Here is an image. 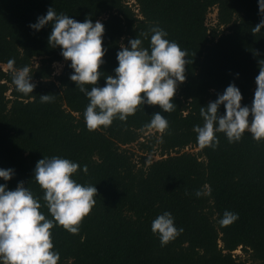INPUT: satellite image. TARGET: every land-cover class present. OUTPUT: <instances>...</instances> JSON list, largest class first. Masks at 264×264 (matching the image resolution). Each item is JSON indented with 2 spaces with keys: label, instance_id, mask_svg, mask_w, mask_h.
I'll list each match as a JSON object with an SVG mask.
<instances>
[{
  "label": "trees",
  "instance_id": "trees-1",
  "mask_svg": "<svg viewBox=\"0 0 264 264\" xmlns=\"http://www.w3.org/2000/svg\"><path fill=\"white\" fill-rule=\"evenodd\" d=\"M49 7L81 22L90 18L104 24L106 52L97 86L115 75L121 44L148 32V38L140 36L148 47L154 24L186 50L185 80L173 97L176 107L162 113L168 120L164 132L145 127L161 111L147 104L126 121L86 128L88 99L70 80V62L60 48L48 44L51 26L29 27ZM214 8L216 24L208 26ZM260 19L258 0H0V168L14 170L8 188L22 181L39 198L40 211L52 218L33 179L43 156L77 162L81 167L73 178L97 188L96 203L77 234L53 227L58 264H264V140L245 132L239 142L229 143L217 133L215 149L201 148L193 131L203 124L200 107L230 83L240 89L242 106L251 105L258 64L264 60V29L252 31ZM10 58L15 68L30 66L36 84L32 94L16 90L12 70L2 67ZM56 62L65 64L59 74ZM42 94L54 95L53 101L41 103ZM224 112L221 105L219 113ZM134 143L143 153L136 162L123 148ZM192 146L199 150H186ZM225 210L238 214L227 226L219 222ZM164 211L183 231L162 247L151 223ZM238 249L244 257L234 253Z\"/></svg>",
  "mask_w": 264,
  "mask_h": 264
},
{
  "label": "clouds",
  "instance_id": "clouds-1",
  "mask_svg": "<svg viewBox=\"0 0 264 264\" xmlns=\"http://www.w3.org/2000/svg\"><path fill=\"white\" fill-rule=\"evenodd\" d=\"M258 8L261 19L252 28L253 32L264 29V0H258ZM48 25L51 26L48 44L60 48V55L70 62V80L88 99L83 115L89 131L106 128L114 119L126 121L138 106L145 104L161 109L152 114L145 127L160 132L168 128V120L162 113L176 107L173 97L178 85L185 80L188 60L186 50L167 39L168 33L163 28L154 24L149 29L148 47L142 46L140 38H148V32L129 39L127 46L121 44L116 54L115 75H107L104 86H97L106 52L102 46L104 24L90 18L81 22L49 7L46 14L38 16L29 27L39 31ZM7 65L13 72L12 83L16 90L24 95L32 94L36 84L32 82L30 66L15 68V60L11 58ZM258 66L250 106H242L240 89L230 83L214 101L200 107L203 124L194 125L193 131L201 148L215 149L219 144L217 133H223L229 143L239 142L245 132L257 142L264 140V60H260ZM39 97L41 103L54 99L52 94ZM221 105L225 109L223 115L219 113ZM80 167L77 162L60 156H43L37 161L33 179L43 191V200L52 218L40 211L39 198L22 181L10 190L7 182L12 179L14 170L0 168V180L5 182L0 183V264H58L60 254L54 250L51 238L53 227L61 226L77 234L83 218L96 203V186L78 183L73 178ZM83 171L87 172V165L83 166ZM196 195L201 193L197 191ZM236 219L238 214L225 210L219 222L227 226ZM151 231L163 247L183 229H178L173 215L164 211L152 221Z\"/></svg>",
  "mask_w": 264,
  "mask_h": 264
},
{
  "label": "rangeland",
  "instance_id": "rangeland-1",
  "mask_svg": "<svg viewBox=\"0 0 264 264\" xmlns=\"http://www.w3.org/2000/svg\"><path fill=\"white\" fill-rule=\"evenodd\" d=\"M134 1H135V0H129V3H130V4H133ZM216 17H217V9L214 8V9L208 14L207 21H206L207 25H208V26H213V25H215V24H216ZM64 66H65L64 63L56 62V63L54 64V66H53L54 69H55V73H56V74H59V73L63 70ZM2 67H3L5 70H8V69H9L8 65H2ZM159 132H160V131H159ZM153 133H155V130H152V131H148V132H146V133L142 136L143 138H141V140H142V141L147 140V139H148V134H153ZM123 148H127V149H129V151L131 152V154H133V159H134L135 162H136V161H139L141 155H143V153H142L141 151L138 150V144H137V143H134V144H131V145H127V146H124ZM186 150L189 151V152H195V153H196L199 149H198V148H195V147L192 146V147H188ZM159 158H160V155H158V154H155V155L153 156V159H154V160H158ZM139 165H140V164H139ZM234 253H235L236 255H240V256H243V257H244V253H243L240 249H238V250L235 251Z\"/></svg>",
  "mask_w": 264,
  "mask_h": 264
}]
</instances>
